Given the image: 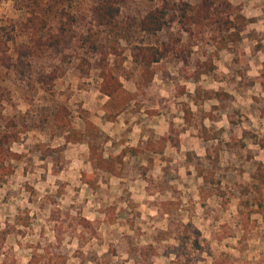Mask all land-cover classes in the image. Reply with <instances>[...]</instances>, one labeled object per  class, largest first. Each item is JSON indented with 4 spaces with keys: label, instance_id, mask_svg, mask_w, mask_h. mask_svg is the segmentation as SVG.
<instances>
[{
    "label": "rangeland",
    "instance_id": "rangeland-1",
    "mask_svg": "<svg viewBox=\"0 0 264 264\" xmlns=\"http://www.w3.org/2000/svg\"><path fill=\"white\" fill-rule=\"evenodd\" d=\"M199 1L122 3L120 21L131 44L121 77L125 92L111 101L99 91L96 70L80 71L83 49L44 51L22 73L20 52L31 43L18 27L26 19L18 2L0 0V28L15 37L7 50L11 65L2 67L0 78L11 93V114L29 120L12 145L21 159L0 186V230L12 232L2 240L0 264H26L33 251L57 240L64 264H135V248L148 246L155 252L150 264H264V215L257 213L264 212V186L251 177L254 162L264 174V30L257 32V18L243 15L245 8L264 11V0H229L251 22L239 42L222 49L211 27H190L179 16L183 3ZM74 2L89 6L93 0ZM164 5L171 10L165 28L141 32L140 18ZM43 32L47 28L38 35ZM147 45L171 51L145 83L131 63V48ZM213 52L214 71L190 79L195 59ZM52 71L63 73L51 86L41 83ZM59 106L69 122L64 130L53 117ZM107 108L114 119H106ZM86 121L102 132L84 137L102 148L101 166L87 142L73 141ZM216 133L217 139H205ZM169 136L178 138V149L169 142L162 154L147 149L157 150L159 139ZM49 147L63 148L58 161L45 155ZM80 217L90 225L81 229Z\"/></svg>",
    "mask_w": 264,
    "mask_h": 264
},
{
    "label": "trees",
    "instance_id": "trees-1",
    "mask_svg": "<svg viewBox=\"0 0 264 264\" xmlns=\"http://www.w3.org/2000/svg\"><path fill=\"white\" fill-rule=\"evenodd\" d=\"M21 7V12L25 16L26 22L18 27L21 33L30 35V46H25V51L20 52L21 57H26L25 60H19L21 64V72L30 68L32 57L43 54L44 51H54L64 49L69 46L72 51L78 52L83 49V56H80V63L85 68H80V71L87 75L88 71L96 70L100 80L99 91L107 96L111 101L116 99L119 94L124 93V87L121 82V77L126 74L124 63L126 62V53L131 44L129 30L124 29L121 25L120 14L121 5L126 0H93L92 4L84 5L83 2L75 3L74 0H15ZM155 2L156 0H147ZM79 6L82 11L79 10ZM170 9L167 6H156L146 12L139 20V28L143 33L155 34L162 31L166 24ZM179 16L185 20L184 24L211 27L212 34L210 37L215 41L216 37L220 38L221 46L225 47L228 43H237L242 39V32L251 20L245 18L240 12L238 6L232 5L229 0H200L198 3L190 4L183 3L178 8ZM174 15L177 10L172 12ZM54 23V24H53ZM49 27V28H48ZM47 32L38 35L40 30ZM191 34L190 28L185 30ZM213 33L219 36H213ZM76 37L73 40V37ZM15 42V37L10 34L6 27L0 28V74L2 67L11 65V57L7 55V50L11 43ZM223 42V43H222ZM216 43V42H215ZM214 45V44H213ZM79 49V50H78ZM131 63L141 69L142 80L145 83L151 82L156 70L154 64L160 62L167 54L170 53L166 45L161 47L156 46H138L132 47ZM180 53V54H179ZM179 58L187 65L189 62L188 56L178 52ZM216 52L206 55L204 60L195 59V70L189 75L193 81H198L202 75L214 71L213 56ZM30 57V58H29ZM64 57H60L61 63L64 62ZM84 64V65H83ZM56 71V68L54 69ZM52 71L39 79H44L41 83H52L62 75ZM1 77V76H0ZM30 77H25L26 85L32 82ZM49 86V87H50ZM212 93V92H211ZM220 93H214L215 97H219ZM12 98L10 90L2 84L0 78V186L6 179L13 174L12 163L21 159V154L12 150V145L20 141L21 130L27 127L29 120L12 115ZM47 110V109H41ZM61 110H65L61 108ZM106 119H114V114L107 108L105 110ZM186 114L189 111L186 110ZM116 116V114H115ZM54 120L61 122V129L69 127V122L64 121L61 116L60 106L54 112ZM85 129L76 138L74 142L85 141L90 145L91 158L93 163L101 166L103 160V150L92 146L89 141L84 138L92 134H102V132L90 121L84 122ZM20 127V128H19ZM67 134L64 139L66 142L72 141ZM218 134L206 136L205 139H217ZM88 138V137H87ZM161 147L155 150L153 146H148V150L155 154H162L165 145L169 142L175 149L179 148L178 138L169 136L168 138L161 137L159 139ZM45 155L50 159L58 161L61 156L62 147L46 148ZM99 150V151H98ZM97 154V159L95 158ZM45 157V156H44ZM255 172L252 174V179H258L259 183L264 186V174L262 173V163L254 162ZM202 175L201 168H197ZM205 182H208L207 176H202ZM56 195L48 196L41 201V206L48 200L54 201ZM253 211L248 210V214ZM257 213L263 214L259 211ZM25 223V222H23ZM89 226L90 223L84 218H78L76 225ZM74 225V229H76ZM9 228V227H8ZM76 231V230H75ZM11 230H0V247L2 240L9 234ZM93 233L95 231L93 230ZM95 235V234H93ZM59 241L46 243L41 252L33 251L26 264H64L65 258L59 252ZM150 251V252H149ZM155 255L152 246L136 247L135 248V264L149 262V258ZM96 262V260H94ZM96 264H99L97 260ZM106 264V263H104ZM110 264V263H109ZM114 264V263H113Z\"/></svg>",
    "mask_w": 264,
    "mask_h": 264
},
{
    "label": "crops",
    "instance_id": "crops-1",
    "mask_svg": "<svg viewBox=\"0 0 264 264\" xmlns=\"http://www.w3.org/2000/svg\"><path fill=\"white\" fill-rule=\"evenodd\" d=\"M259 1V0H258ZM246 6V5H245ZM264 14V11H260V10H252V9H248L246 10V8L243 11V15L245 17H249V16H254L255 18H257V23L254 24V26L256 27L255 30L257 32L261 31L262 29L264 30V26H262V22H264V18L262 17V15Z\"/></svg>",
    "mask_w": 264,
    "mask_h": 264
}]
</instances>
